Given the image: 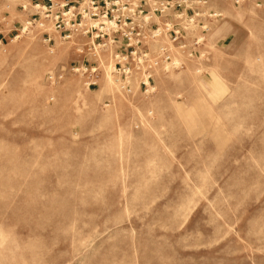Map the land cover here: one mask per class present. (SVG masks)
I'll return each mask as SVG.
<instances>
[{"label": "rangeland", "instance_id": "1", "mask_svg": "<svg viewBox=\"0 0 264 264\" xmlns=\"http://www.w3.org/2000/svg\"><path fill=\"white\" fill-rule=\"evenodd\" d=\"M33 1L0 0V264H264V0L200 3L148 84L103 49L93 86Z\"/></svg>", "mask_w": 264, "mask_h": 264}, {"label": "built area", "instance_id": "2", "mask_svg": "<svg viewBox=\"0 0 264 264\" xmlns=\"http://www.w3.org/2000/svg\"><path fill=\"white\" fill-rule=\"evenodd\" d=\"M208 0H34L32 13L22 24L20 31L35 25L43 28V36L48 44L57 39L74 41L77 39L78 54L83 58L71 70L83 74L88 85L97 84V73L101 68L100 52L107 47L115 48L114 70L124 82L133 69L146 68L144 84L154 78L150 69L166 66L164 44L156 51L150 43L164 37V31L173 41L181 42L188 34L187 27L194 24L201 15L211 18L217 14L211 10H200L197 4ZM243 0H235L240 4ZM165 22L163 26V17ZM203 17V16H202ZM206 17V16H205ZM205 27L204 21L199 20ZM203 24V25H202ZM51 26L52 32L44 29ZM0 32V43L5 36ZM198 44V41L194 43ZM63 77L62 73L51 72L47 79L51 82Z\"/></svg>", "mask_w": 264, "mask_h": 264}, {"label": "bare ground", "instance_id": "3", "mask_svg": "<svg viewBox=\"0 0 264 264\" xmlns=\"http://www.w3.org/2000/svg\"><path fill=\"white\" fill-rule=\"evenodd\" d=\"M50 27H51V26L46 25L44 29H46V30L49 31ZM106 51H107V50H106ZM105 53L107 54L108 51H107V52H104L103 55H105ZM103 55H102V56H103ZM100 60H101V64H103L104 68L108 69V71L110 72L109 77H110L111 79H113L112 70L114 69V64H115V63H114V60L112 59V57L109 56V61H107L105 64H104V62L102 61L101 58H100ZM114 81H115V80H114Z\"/></svg>", "mask_w": 264, "mask_h": 264}, {"label": "crops", "instance_id": "4", "mask_svg": "<svg viewBox=\"0 0 264 264\" xmlns=\"http://www.w3.org/2000/svg\"><path fill=\"white\" fill-rule=\"evenodd\" d=\"M213 1H214V0H209V3H208V4L212 3ZM197 7H200V5L197 4ZM201 9H204V5L201 6Z\"/></svg>", "mask_w": 264, "mask_h": 264}]
</instances>
